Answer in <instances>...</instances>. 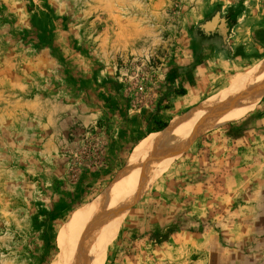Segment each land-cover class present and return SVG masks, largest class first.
<instances>
[{
  "label": "rangeland",
  "instance_id": "rangeland-1",
  "mask_svg": "<svg viewBox=\"0 0 264 264\" xmlns=\"http://www.w3.org/2000/svg\"><path fill=\"white\" fill-rule=\"evenodd\" d=\"M263 59L264 0H0V264H53L70 222L133 184L120 174L154 117L215 105ZM106 234L102 264H264V94L196 135Z\"/></svg>",
  "mask_w": 264,
  "mask_h": 264
},
{
  "label": "bare ground",
  "instance_id": "bare-ground-1",
  "mask_svg": "<svg viewBox=\"0 0 264 264\" xmlns=\"http://www.w3.org/2000/svg\"><path fill=\"white\" fill-rule=\"evenodd\" d=\"M260 75L262 81L253 87L245 104L241 108H236L235 104H238L243 96L250 91L254 84L253 80ZM263 94L264 59L241 77L227 97L201 111L175 116L167 127L140 143L133 152L127 168L120 174L121 177L129 176L128 178L133 180V184L127 185L128 187L117 195L112 201L114 202L112 208H98L94 220H91L90 224L86 223L87 225L84 227L78 228L79 230H74V222L79 218L75 216L76 218L67 227V232H72V236L67 234L66 244L53 264H102L106 248L109 245L106 233L126 212L144 182L172 163L196 135L219 123L242 116L262 99ZM159 144L161 149L148 166L132 169L142 149ZM164 156L166 157L164 158ZM163 158L164 160H162ZM141 168L146 169L142 172ZM95 228L97 230L99 228L103 235L100 236V233L97 235L98 232L95 231Z\"/></svg>",
  "mask_w": 264,
  "mask_h": 264
},
{
  "label": "trees",
  "instance_id": "trees-1",
  "mask_svg": "<svg viewBox=\"0 0 264 264\" xmlns=\"http://www.w3.org/2000/svg\"><path fill=\"white\" fill-rule=\"evenodd\" d=\"M235 15L236 14L234 13L232 18H231V21L235 20ZM226 19H229V18L224 17L223 20L216 19L214 21L213 20L207 21L206 26L211 27L212 29H207L209 34L197 33V35L195 37L196 45H200V43L202 42V40L204 38H212L214 40V37H217L220 40L222 37H224L225 36L224 34H226L225 31H227L229 29V26H230V24H229L230 22H227ZM220 23L222 25L219 26ZM198 38H200L199 41H197ZM173 89L175 91L176 96H182V95L186 94V87L183 84H181L179 86H175ZM153 122H154L153 127H152L153 132L154 131L159 132L169 125V122L167 120L161 119L160 117H154Z\"/></svg>",
  "mask_w": 264,
  "mask_h": 264
},
{
  "label": "crops",
  "instance_id": "crops-1",
  "mask_svg": "<svg viewBox=\"0 0 264 264\" xmlns=\"http://www.w3.org/2000/svg\"><path fill=\"white\" fill-rule=\"evenodd\" d=\"M200 40V39H199ZM214 42L218 43L219 42V38L214 37Z\"/></svg>",
  "mask_w": 264,
  "mask_h": 264
},
{
  "label": "built area",
  "instance_id": "built-area-1",
  "mask_svg": "<svg viewBox=\"0 0 264 264\" xmlns=\"http://www.w3.org/2000/svg\"><path fill=\"white\" fill-rule=\"evenodd\" d=\"M139 89H142V87H139Z\"/></svg>",
  "mask_w": 264,
  "mask_h": 264
}]
</instances>
